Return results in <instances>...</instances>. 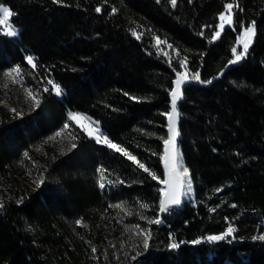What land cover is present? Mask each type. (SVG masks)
Wrapping results in <instances>:
<instances>
[{
	"label": "trees",
	"instance_id": "obj_1",
	"mask_svg": "<svg viewBox=\"0 0 264 264\" xmlns=\"http://www.w3.org/2000/svg\"><path fill=\"white\" fill-rule=\"evenodd\" d=\"M226 3L238 5L236 23L212 41ZM0 4L12 11L17 30L12 37L0 33V82L19 65L40 102L30 116L0 107V264H109L106 239L124 264H264V240L254 238L264 235V0ZM253 21L247 55L225 68L237 35ZM156 37L167 43L158 48ZM182 70L191 81L177 104V145L191 191H183L180 207L159 215L164 113ZM69 112L91 118L160 179L77 127L67 128L75 137L67 151L41 145L55 143ZM154 219L160 223H148ZM229 226L231 236L207 240Z\"/></svg>",
	"mask_w": 264,
	"mask_h": 264
},
{
	"label": "snow or ice",
	"instance_id": "obj_2",
	"mask_svg": "<svg viewBox=\"0 0 264 264\" xmlns=\"http://www.w3.org/2000/svg\"><path fill=\"white\" fill-rule=\"evenodd\" d=\"M55 2H59V0H55ZM171 4L175 7L177 4V0H171ZM238 7V5H234L232 3H226L223 5L224 11H222L219 14V24L216 25L217 31L214 32L212 39L215 40L221 36V33L225 30V27H232L236 22L233 19V8ZM96 12H100L101 9L97 7L95 9ZM113 12H115V9H113ZM13 15L12 11L9 7L4 6L3 4H0V25L5 26V34L7 36H15L16 29L13 28V26L8 23L9 18ZM132 35L135 36L137 39H140V34H138L135 30L132 31ZM203 35V33H201ZM255 37V22L253 21L250 26L243 27L240 35L236 37V43L238 45H242L243 51L237 52V47L231 48V53L234 59H231L228 61L229 64H235L238 61H240L244 56L247 55L250 45L253 42V39ZM157 41V47L159 48L160 44H166V41H161L159 37H156ZM169 48H172V45H168ZM164 55H168V53H164ZM179 55V53H177ZM27 60V63L31 65L33 69L36 68V63L33 60V57L31 55L27 56L25 58ZM187 57L179 60L180 67H184L186 64ZM21 74V68L19 65L16 67L10 68L7 72L4 73L5 77H8L12 79L14 83L18 82L17 77H19ZM188 79L187 73H177V78L174 81L175 87L171 90V111H168L164 113V115L167 117V133L166 138H163V146H164V154L162 156V160L164 163V179L160 180V183L165 185V188L160 189L161 192V199L159 201V211L160 212H166L169 211L170 206L179 205L181 203V196L183 195V188L185 183L188 185V190L191 191V182L189 177V170L186 167H181L179 163V153L177 149V136L179 135L178 129H177V121L179 117V113L177 111V101L182 98V92H181V86L185 83V81ZM192 79L199 80L200 76L197 72ZM49 84H52L53 89L56 91V94H60V87L59 85L54 84L51 80L48 81ZM207 83H211V81H207ZM44 91H48L47 88L44 89ZM27 95L31 97L35 105H39V100L35 98L33 95V92L31 89H26ZM127 95V93H125ZM135 99V98H133ZM15 111V109H13ZM68 119L76 121L77 123H80L81 121H87L88 118L85 116H82L79 113L75 112H69L68 113ZM83 131L89 136L94 137L96 140V143L105 144L107 147L114 149L116 152H119L126 156L129 160L133 161L138 165L140 169H142L144 172L148 173L153 180L160 179L157 174L153 171H151L148 167L145 166L144 163H141L137 160L136 156L132 155L130 152L125 150L120 145L114 143L111 141L106 135H100L98 134V129L91 127L87 123H81L80 124ZM65 128L68 127L66 124L64 126ZM63 131V130H62ZM61 133H56L57 136H59ZM72 139H75V137H72ZM73 148L76 147L75 144L72 145ZM25 156H27V153H25ZM97 171L100 173V184L99 187L101 189L105 188L106 185L103 182L104 181V173L105 169L103 167L98 168ZM111 183V181H109ZM123 183V181H121ZM116 208H123L122 204H116L114 205ZM141 208H147V204H141ZM143 218V217H142ZM77 223H81V221H77ZM149 224H158L160 223L159 219L149 220ZM87 227L86 225H84ZM138 227V226H136ZM235 232V229L231 226L228 227V229L221 233L220 235H210L207 237L208 241H219L224 240L225 237L231 236ZM150 233H144V249H147L149 247L148 245V238ZM256 239L264 240V235H260L259 237H254ZM193 243L198 244L200 243L199 240L193 241ZM171 249H176L179 247V244L172 243L169 245ZM93 252L96 251L95 248L92 249ZM135 259V257H133Z\"/></svg>",
	"mask_w": 264,
	"mask_h": 264
},
{
	"label": "rangeland",
	"instance_id": "obj_3",
	"mask_svg": "<svg viewBox=\"0 0 264 264\" xmlns=\"http://www.w3.org/2000/svg\"><path fill=\"white\" fill-rule=\"evenodd\" d=\"M219 22L220 21H219V17H218V23L217 24H219ZM8 23H9V21H8ZM226 27H228V26H226ZM217 30L218 29L216 28L213 31V34ZM241 31H240V33H241ZM0 33L1 34H5V26L4 25H0ZM16 33H17V30H16ZM240 33L238 35H240ZM211 39H212V37H211ZM218 39L219 38H217L215 40L212 39V41H217ZM251 45H250V47H251ZM234 47H237V52L238 53L243 51L242 45H238L236 42H235ZM250 47H249V49H250ZM231 59H234V57L232 56ZM242 59L240 61H238L237 63H235V64L227 63L225 68L228 69V68H230L232 66L238 65L242 61ZM7 71H5V72H7ZM180 73H186V71L182 70ZM192 77H191V79H192ZM219 77H220V74L215 76L214 78H211L209 81H212V80H214L216 78H219ZM176 78H177V75H176L175 79L173 80V84H172L171 90L175 87L174 81L176 80ZM17 80H18V82L14 83L12 81V79H10L8 77H5L4 74H3V81L0 82V107L5 109L6 111H8V113L10 115H14V116H17V117L30 116L29 109L35 102H34V100L31 97H29L27 95L26 89H28V88L24 85L23 78H22L21 74H20L19 77H17ZM192 80L195 81V79H192ZM188 81H191L189 77L185 81V83L188 82ZM205 83L208 84L207 81H205ZM184 84H182V86ZM182 86H181V89H182ZM171 90L169 91V105H170L169 111H171V95H170ZM178 101H180V100H178ZM178 101H177V104H178ZM13 109H15V111H13ZM82 116H85V115H82ZM85 117H87V116H85ZM178 119H179V117H178ZM81 123L89 124L91 127L96 128V129L99 130L98 134L103 135L101 133L99 127L97 126V123L94 122L91 118H88L87 121H81L80 123H77L76 121L68 119V122H67L68 127L67 128L77 127L79 129L83 130L81 128V126H80ZM177 124H178V121H177ZM67 128L64 127V128H62V129H60L58 131L61 134L59 136L55 135V141H54L55 143L48 144L46 142H43V143H41V145H49V147L55 152H59V151L65 152V151H67L70 148L71 142H72V139H71V137L68 134ZM58 132H56V133H58ZM166 132H167V124H166ZM178 137H179V135L177 136V140H178ZM90 138L95 139L94 137H90ZM177 149H178V145H177ZM178 153H179V163H180L181 167H183L182 164H181V158H180L179 149H178ZM183 191H184V195L187 196L188 193H189L187 183H185ZM103 245H104V250H105V256L108 259L109 264H124L122 261H120L118 259V257L112 251L113 247H112L111 242H110L109 239H106L105 243H103Z\"/></svg>",
	"mask_w": 264,
	"mask_h": 264
},
{
	"label": "water",
	"instance_id": "obj_4",
	"mask_svg": "<svg viewBox=\"0 0 264 264\" xmlns=\"http://www.w3.org/2000/svg\"><path fill=\"white\" fill-rule=\"evenodd\" d=\"M164 171H165V169H164ZM163 178H164V175H163ZM163 187L165 188V185H163ZM183 196V195H182ZM182 196H181V202H182ZM181 206V203L179 204V205H175V206H170V208H178V207H180ZM164 212H160L159 211V215H161V214H163Z\"/></svg>",
	"mask_w": 264,
	"mask_h": 264
}]
</instances>
